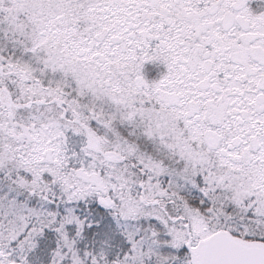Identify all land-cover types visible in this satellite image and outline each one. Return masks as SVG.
Returning a JSON list of instances; mask_svg holds the SVG:
<instances>
[{
	"label": "snow or ice",
	"instance_id": "obj_1",
	"mask_svg": "<svg viewBox=\"0 0 264 264\" xmlns=\"http://www.w3.org/2000/svg\"><path fill=\"white\" fill-rule=\"evenodd\" d=\"M0 264H264V0H0Z\"/></svg>",
	"mask_w": 264,
	"mask_h": 264
}]
</instances>
